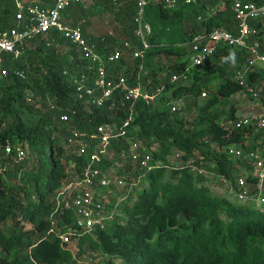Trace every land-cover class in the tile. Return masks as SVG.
Listing matches in <instances>:
<instances>
[{
  "label": "trees",
  "instance_id": "16d2710c",
  "mask_svg": "<svg viewBox=\"0 0 264 264\" xmlns=\"http://www.w3.org/2000/svg\"><path fill=\"white\" fill-rule=\"evenodd\" d=\"M149 1L145 19L152 33L145 57L126 55L107 64L111 77L124 75L132 84L140 72L143 91L155 94L153 101L140 98L135 102L126 135L112 142V156L100 164L108 170L118 162V172L134 185L120 208L117 199L108 197L107 210L117 207L112 225L75 237L76 253L51 232L53 227L61 234L75 226L73 211L63 202L58 205L57 195L82 177L89 161L78 143L69 142L70 132L96 133L104 124L119 127L130 116L128 106L121 105L119 96L113 108L111 102L103 108L78 102L65 72L81 70L88 63L56 30L48 39L30 40L19 61L6 56L5 67L23 70L26 78L12 74L0 80V264H78L85 256L94 264L106 259L112 264L116 258L122 264H264V210L234 204L228 197L213 194L206 184L211 174L235 184L243 160L229 154L232 146L238 145L242 156L263 150L264 131L244 127L230 134L225 124L237 118L236 108L220 109L221 103L240 92V85L232 80V68L243 70L248 55L243 49L223 45L205 65L191 68V52L185 45L195 35H209L216 28L236 33L233 5L237 0H180L174 7H168L165 0ZM138 2L93 0L90 5L68 9L64 20L71 26L83 23L85 33L103 54L112 52L122 40L141 49L134 33ZM17 11L15 0H0V35L17 26ZM92 15L107 25L105 33L96 36L85 29ZM252 26L258 33L250 40L264 39V17ZM163 57L172 63L165 65ZM187 68L188 84L164 77ZM248 81L264 82V71L251 73ZM158 88L161 91L156 93ZM205 91L208 97L201 98ZM184 98L188 107H196L191 121L182 108L172 109L175 104L182 107ZM50 103L58 108L51 109ZM63 113L71 121H62ZM134 143L148 149L151 169L133 161ZM7 146L11 154L6 153ZM179 153L181 162L175 164ZM190 164L206 168L209 174H193Z\"/></svg>",
  "mask_w": 264,
  "mask_h": 264
},
{
  "label": "built area",
  "instance_id": "2783aa9c",
  "mask_svg": "<svg viewBox=\"0 0 264 264\" xmlns=\"http://www.w3.org/2000/svg\"><path fill=\"white\" fill-rule=\"evenodd\" d=\"M92 1L54 0L47 5H39L34 2L26 5L22 0H15L18 8L17 26L5 30L0 35V80L7 79L12 74L26 78V73L23 70L12 71L5 67L6 56H10L13 61H19L30 40L37 36L48 39V34L56 30L88 63L87 67L81 70L65 72L71 77L78 102L96 108H103L111 102L109 106L113 108L116 105V96H119L121 105L128 106L129 109L130 116L119 127L104 124L98 128L96 133L77 129L70 132L69 142L78 143L80 152L89 155V161L82 177L67 184L57 195L58 205L63 202L65 208L72 210L75 216V226L65 232L59 234L55 227L51 229L52 233L59 236L63 245L71 244L75 237L91 234L96 229L106 230L112 225L117 214V207L107 210L109 199L108 196H105L104 191L115 181L111 178L108 170H103L100 164L105 157L112 156V142L126 135V129L132 121L135 102L140 98L150 102L155 97L154 93L143 91L140 72L134 76L138 80L137 83L132 84L128 77L124 75L111 77L107 70L108 63H114L126 55H130L134 59L145 57V51L150 47L147 38L152 33V26L145 19L150 1L139 0L134 18V33L143 47L136 48L131 41L122 40L118 47L109 54H103L97 42L85 33L83 23L71 26L64 20V13L68 9L76 5H90ZM179 1L165 0V3L168 7H174ZM183 1L192 3L196 0ZM233 10L238 25L236 33L225 28H216L209 35L197 34L185 43L191 52L190 67L197 68L205 65L220 46L228 45L236 49H243L248 55V60L243 70L232 71V80L241 87L238 95L255 102L254 109H248L244 112L245 114H242L243 116H237L236 119L227 121L225 128L230 131V134L232 129L244 127H251L255 132H261L264 131V82L250 83L248 76L254 72L264 71V39L250 40L258 33V30L252 26V22L264 17V0L260 2L237 0L233 5ZM143 67L142 64L140 70ZM189 68L181 73H173L170 81L188 84L190 82ZM160 91V88L156 89V93ZM206 97H208L206 91L201 93V98ZM50 108L54 110L58 106L50 103ZM180 108L179 104H175L172 109L176 111ZM61 118L64 122L71 121L66 113H63ZM228 152L236 158H241L243 164L238 165L240 176L236 178L235 184L225 177L222 178L223 184L230 187L232 195L236 196L240 203L252 206L256 204L257 206L254 207L258 208L264 206V146L261 152H251L245 156H242V149L238 145L232 146ZM6 153H12L10 146H7ZM18 153H21L20 148ZM131 155L135 163H140L142 167L151 169L149 167L151 156L146 147L134 143L131 146ZM180 157V153L176 155V159ZM189 169L193 174H209L206 168L196 164H190ZM94 256L96 255L94 254ZM92 261V258L89 259V262ZM78 264H81L80 260H78Z\"/></svg>",
  "mask_w": 264,
  "mask_h": 264
},
{
  "label": "rangeland",
  "instance_id": "374dc122",
  "mask_svg": "<svg viewBox=\"0 0 264 264\" xmlns=\"http://www.w3.org/2000/svg\"><path fill=\"white\" fill-rule=\"evenodd\" d=\"M26 5L33 4L35 0H22ZM37 1V0H36ZM98 10V8L96 9ZM90 19V25L86 26L85 29H87L88 33H92L91 35L95 34H103L107 30V25L101 21L97 16L92 15ZM71 25V24H69ZM163 62L165 65H170L173 60H168V58L163 57ZM237 70L236 66L232 68V71ZM170 73H167L164 75V77L168 80L171 79ZM177 102V101H176ZM180 102V101H178ZM189 101L186 100V98L182 99L181 101V108L183 109V114H185L186 119L188 121H191L196 116V107L193 108V106L188 107ZM255 102L251 99H248L246 97H243L242 95H238L237 93L221 103V110L229 109L231 106H234L236 108V114L237 116L241 117L242 114H245L244 112L248 109H254ZM180 158L174 159V163L178 164L180 163ZM251 165V164H250ZM121 165L119 163L115 162L114 165L108 169L109 174L111 175V178L115 181L110 187L105 189V196L111 197L110 199H117V207L120 208L124 204L123 197H127L128 194L131 191L132 186L134 185V181L128 182L125 180L127 177L126 175H121L118 171ZM249 167V166H247ZM223 176H218L215 174L209 175L207 177L206 184L209 186V188L212 190L213 194L221 196V197H230V201L234 204H240L239 200L236 198V196L232 195L230 191V187L227 185H224L222 182ZM137 198V196H135ZM253 206H257L256 204ZM260 210H264V206H260ZM68 248L71 249L73 252H77L78 249V243L75 241L68 245ZM87 253H89V248L86 247L85 250ZM81 264H94L92 262H89V258L87 256L83 257L81 260ZM115 262L112 264H122L121 259L116 258L114 260ZM100 264H110L109 261L106 259Z\"/></svg>",
  "mask_w": 264,
  "mask_h": 264
},
{
  "label": "crops",
  "instance_id": "0c3cea01",
  "mask_svg": "<svg viewBox=\"0 0 264 264\" xmlns=\"http://www.w3.org/2000/svg\"><path fill=\"white\" fill-rule=\"evenodd\" d=\"M90 34H92V33H90ZM94 35V34H93ZM96 36H98V35H100V34H95Z\"/></svg>",
  "mask_w": 264,
  "mask_h": 264
},
{
  "label": "clouds",
  "instance_id": "9594fccd",
  "mask_svg": "<svg viewBox=\"0 0 264 264\" xmlns=\"http://www.w3.org/2000/svg\"><path fill=\"white\" fill-rule=\"evenodd\" d=\"M242 204V203H241Z\"/></svg>",
  "mask_w": 264,
  "mask_h": 264
}]
</instances>
